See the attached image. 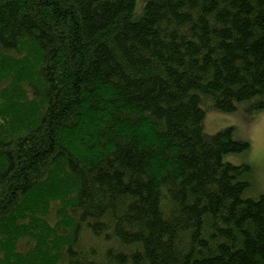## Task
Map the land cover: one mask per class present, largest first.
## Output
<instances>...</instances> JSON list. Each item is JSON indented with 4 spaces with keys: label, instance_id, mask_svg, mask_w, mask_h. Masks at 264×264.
<instances>
[{
    "label": "trees",
    "instance_id": "16d2710c",
    "mask_svg": "<svg viewBox=\"0 0 264 264\" xmlns=\"http://www.w3.org/2000/svg\"><path fill=\"white\" fill-rule=\"evenodd\" d=\"M244 104L264 0H0V264H264Z\"/></svg>",
    "mask_w": 264,
    "mask_h": 264
},
{
    "label": "rangeland",
    "instance_id": "374dc122",
    "mask_svg": "<svg viewBox=\"0 0 264 264\" xmlns=\"http://www.w3.org/2000/svg\"><path fill=\"white\" fill-rule=\"evenodd\" d=\"M144 1L137 0V9ZM205 117L203 127L209 133L230 128L234 140L249 144L246 151L229 154L225 159L234 165L250 166L253 179L251 192L264 194V109L252 111L251 106L244 104L234 114L223 115L206 110Z\"/></svg>",
    "mask_w": 264,
    "mask_h": 264
}]
</instances>
